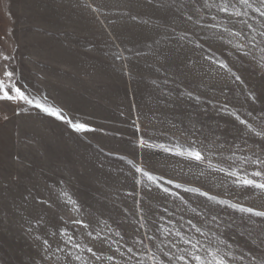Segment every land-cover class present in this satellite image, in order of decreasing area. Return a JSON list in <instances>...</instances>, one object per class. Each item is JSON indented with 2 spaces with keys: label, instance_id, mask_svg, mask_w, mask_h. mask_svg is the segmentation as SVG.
Instances as JSON below:
<instances>
[{
  "label": "rangeland",
  "instance_id": "obj_1",
  "mask_svg": "<svg viewBox=\"0 0 264 264\" xmlns=\"http://www.w3.org/2000/svg\"><path fill=\"white\" fill-rule=\"evenodd\" d=\"M81 2L0 0V79L94 129L0 101V264H196L181 236L264 264V218L231 208L264 211V191L227 175L264 159L259 0Z\"/></svg>",
  "mask_w": 264,
  "mask_h": 264
},
{
  "label": "snow or ice",
  "instance_id": "obj_2",
  "mask_svg": "<svg viewBox=\"0 0 264 264\" xmlns=\"http://www.w3.org/2000/svg\"><path fill=\"white\" fill-rule=\"evenodd\" d=\"M240 4H243L249 8H253L252 3H250V0H239ZM259 7L253 8V11L259 13V16L264 18V0H259ZM221 11H227V7L221 8ZM237 16L240 15L239 12L235 13ZM248 27L251 28V25H248ZM261 36H264V31L259 33ZM244 45H238V48H243ZM247 55V53H244ZM3 60L8 61V56H3ZM119 58V57H118ZM224 67L225 65H221ZM236 79H239V77H236ZM199 99V98H197ZM0 101H6V102H12L17 105L18 108L22 107L23 105H33L37 109H40L41 111L51 115L55 116L57 119L63 120L66 124H68L73 131L77 133L82 132H89L94 131V129H91L84 123L79 122H73L71 119H66L64 116L61 115L60 110L56 108L51 107H45L43 106L39 101H33V99L30 98L29 94H26L24 90L20 86H17V82L14 79V72L12 70H9L8 67L5 68V71L3 72V78L0 79ZM19 114V112H17ZM7 119V117H5ZM239 119V117H237ZM241 124H246V121L240 120ZM139 131V129H137ZM259 135V133H258ZM138 146L140 148H148L151 149L154 147L152 143L145 140L143 137L139 138V144ZM155 147H159L163 149L165 152H169L171 154L177 155V156H185L187 155L190 159L195 160L197 162H202L204 160V157L202 153L198 150H196L194 147H190L188 149L181 150L179 146H177L176 150L173 151L172 149L166 147L164 144L155 145ZM247 162V161H245ZM131 163V162H130ZM252 163L256 164L259 167V170L247 172L241 170L240 172L237 171H231L228 172L227 175L236 177L234 180V183L237 184V186L242 188H247L253 191H264V159L257 158ZM136 172L140 173L144 177L147 178L148 181H156V177L150 174L149 172L145 171L144 169L140 167H136ZM260 178L254 179V178ZM168 183H172V181H168ZM177 188L181 187L179 184L176 185ZM165 192L168 191V189H163ZM186 192H194L198 191L194 188H186L184 189ZM202 196H208L207 192H200L199 193ZM209 199H214V197H208ZM221 203H223L221 201ZM231 208H233L236 211H239L241 213L250 214L251 216L258 217V218H264V211H257L252 207H244L239 204H232ZM215 219V217L213 218ZM76 223H80V221H76ZM87 227V225H85ZM197 232H201L200 228H196ZM176 235L180 236V233L177 232ZM181 240L184 244H191L192 245V251L188 253V256L192 261H195L196 264H229V261L226 259V257L229 255L228 253H225L224 255H219L218 253L214 252H208V255L211 256V260H207L206 258H203L201 255H199L200 248L203 247V245L200 243L199 240H197L195 243L192 242L191 239L184 238L181 236ZM45 244L48 242L45 241ZM90 252L92 251L91 248L88 249ZM129 252L132 251L131 248L128 249ZM207 252L208 250L205 249ZM95 255V253H93ZM171 259V258H170ZM176 259L184 261V264H190V261L185 258L184 255H181L179 257H176Z\"/></svg>",
  "mask_w": 264,
  "mask_h": 264
},
{
  "label": "crops",
  "instance_id": "obj_3",
  "mask_svg": "<svg viewBox=\"0 0 264 264\" xmlns=\"http://www.w3.org/2000/svg\"><path fill=\"white\" fill-rule=\"evenodd\" d=\"M72 1H75V0H72ZM80 1H82L81 2V4L84 2V0H80ZM93 3H97V2H103V0H91ZM48 7H50V6H48ZM88 7V6H87ZM71 8H73V9H75L76 8V5L75 6H73V7H71ZM95 13H94V11L93 10H91V12H90V15H91V17H92V19H94V20H96L97 22H96V24H97V27L99 26V28H101V29H108L106 26V24L104 23V22H102V21H100L99 20V18L98 17H96L95 15H94ZM44 34H45V37L47 36L48 38H49V36L50 35H48V33H46V32H44ZM91 39V38H90ZM92 46L95 48V45L92 43ZM98 48V47H97ZM96 48V49H97ZM96 49H94L93 51L91 50V49H88V51H92V54H94V55H98V54H96ZM114 52H118V51H114ZM93 65V64H92ZM122 81L124 82V78L122 77Z\"/></svg>",
  "mask_w": 264,
  "mask_h": 264
}]
</instances>
